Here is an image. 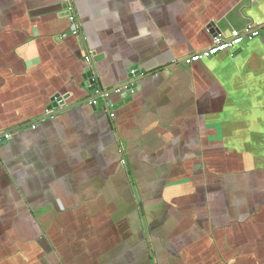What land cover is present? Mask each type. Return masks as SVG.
I'll return each mask as SVG.
<instances>
[{
  "label": "crops",
  "instance_id": "0c3cea01",
  "mask_svg": "<svg viewBox=\"0 0 264 264\" xmlns=\"http://www.w3.org/2000/svg\"><path fill=\"white\" fill-rule=\"evenodd\" d=\"M2 132L0 264H264V0H0Z\"/></svg>",
  "mask_w": 264,
  "mask_h": 264
},
{
  "label": "built area",
  "instance_id": "2783aa9c",
  "mask_svg": "<svg viewBox=\"0 0 264 264\" xmlns=\"http://www.w3.org/2000/svg\"><path fill=\"white\" fill-rule=\"evenodd\" d=\"M67 0H65L66 2ZM67 12V20L69 23L72 25V30L73 33L76 35L77 39L79 42L84 41L83 35L80 29V24L73 12V8L71 6H68L66 8ZM263 27V24L255 21H251L246 24L245 28L242 31H233L229 33L227 36H218L215 35L212 38L211 44L197 52H193L186 57H183L181 59V63L185 66H190L194 63L211 59L212 57L220 54V53H226V52H231L233 51L237 46L241 45L244 41H252L253 39L257 38L259 36V31ZM85 62L90 66L91 62V54L90 52H87V55L84 56ZM131 74H133V71H131ZM124 86L123 88H125ZM129 89L126 92L132 93L135 90V84L134 83H129ZM120 89H117L116 91H119ZM102 94V93H101ZM108 94L103 92V97H106ZM100 99V98H98ZM91 105L96 106L97 101L93 100L91 102ZM110 118H113L114 115L109 112ZM12 135L10 132H2L0 133V144H3L11 139ZM119 144V152L121 153L122 159L121 162L122 164H125V158L123 155V148L120 144V141H118Z\"/></svg>",
  "mask_w": 264,
  "mask_h": 264
},
{
  "label": "water",
  "instance_id": "95a60500",
  "mask_svg": "<svg viewBox=\"0 0 264 264\" xmlns=\"http://www.w3.org/2000/svg\"><path fill=\"white\" fill-rule=\"evenodd\" d=\"M86 65H88V64L86 63ZM88 66H87V69L85 70V75H84V78H85V86H86V88H88V92L94 94L96 92L95 87H94L95 85H94V81L92 80V77H91L92 74L89 71ZM133 69H135V68H130V70H129L130 71V73H129L130 76H133V74L138 75V72H134L133 74H131V71H133ZM132 83H134V82H132ZM124 86H126V87L123 88ZM128 86H129V84L123 85V86H121L119 88H116V89L112 90L110 94L112 95L114 93H119V94H122L123 95L124 93H126V91H128V89H129ZM117 89H120V90L119 91H116ZM135 89H136V86H135ZM110 94H108L106 97H103V93L102 94H99L98 96H96V98H100L101 101H104L105 102L108 113L111 112V111H114L116 108L120 107L122 105V103L125 104V103H127L129 101L128 99H126V100L120 101V103H118V104H113V105L110 106V104L108 103L109 102L108 99L110 97ZM57 98H58V95L57 96H54L51 99V105L47 108L48 109V112H49V115H47L43 119L52 117L54 115V113L52 112V109H58ZM78 105H79V103L78 104H70V105H67L64 108H62L60 110H57L58 111L57 114L63 113V112L68 111V110H71V109L77 107ZM113 118H111V121L113 120ZM115 139L117 140V142L120 141L119 140V136H118L117 133H115ZM2 145L3 144H0V147Z\"/></svg>",
  "mask_w": 264,
  "mask_h": 264
}]
</instances>
